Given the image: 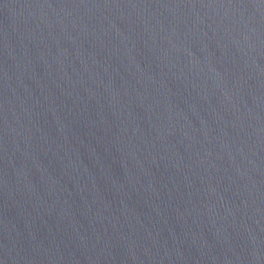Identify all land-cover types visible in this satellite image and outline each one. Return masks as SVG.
Returning <instances> with one entry per match:
<instances>
[{"label": "water", "instance_id": "obj_1", "mask_svg": "<svg viewBox=\"0 0 264 264\" xmlns=\"http://www.w3.org/2000/svg\"><path fill=\"white\" fill-rule=\"evenodd\" d=\"M0 264H264V0H0Z\"/></svg>", "mask_w": 264, "mask_h": 264}]
</instances>
